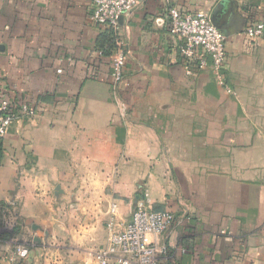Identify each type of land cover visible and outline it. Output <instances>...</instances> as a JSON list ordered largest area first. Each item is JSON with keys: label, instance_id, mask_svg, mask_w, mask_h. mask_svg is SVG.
Segmentation results:
<instances>
[{"label": "crops", "instance_id": "0c3cea01", "mask_svg": "<svg viewBox=\"0 0 264 264\" xmlns=\"http://www.w3.org/2000/svg\"><path fill=\"white\" fill-rule=\"evenodd\" d=\"M172 7L221 9L230 91L188 74ZM92 11L0 0V94L31 110L0 143V264H98L139 200L176 217L160 264H264V37L245 36L264 0H141L120 23L119 87Z\"/></svg>", "mask_w": 264, "mask_h": 264}, {"label": "built area", "instance_id": "2783aa9c", "mask_svg": "<svg viewBox=\"0 0 264 264\" xmlns=\"http://www.w3.org/2000/svg\"><path fill=\"white\" fill-rule=\"evenodd\" d=\"M141 0H93L90 20L101 31L112 29L117 39V49L112 57L111 77L115 87L125 80L126 51L119 37L122 19ZM170 33L180 41L179 53L188 74L191 68L212 70L218 85L230 91L225 74L227 63V35L212 21L211 15L203 11L185 12L172 7L169 12ZM245 36L250 41L264 37V22L248 25ZM124 107V103L122 104ZM31 114L29 106L18 104L7 93L0 94V143L14 121ZM176 217L169 211H159L152 205L139 200L136 202L131 221L119 232H112L109 245L96 254L98 264H160V247L156 239L171 231ZM150 237L154 240L150 241ZM17 257L24 259L29 249L18 245Z\"/></svg>", "mask_w": 264, "mask_h": 264}, {"label": "trees", "instance_id": "16d2710c", "mask_svg": "<svg viewBox=\"0 0 264 264\" xmlns=\"http://www.w3.org/2000/svg\"><path fill=\"white\" fill-rule=\"evenodd\" d=\"M117 35L112 29H105L101 32L100 37L98 38V49L102 54L107 56H113L117 49ZM6 205L3 202H0V227L2 226L3 215L2 212L5 209Z\"/></svg>", "mask_w": 264, "mask_h": 264}, {"label": "water", "instance_id": "95a60500", "mask_svg": "<svg viewBox=\"0 0 264 264\" xmlns=\"http://www.w3.org/2000/svg\"><path fill=\"white\" fill-rule=\"evenodd\" d=\"M221 9H218L217 11H215V13L211 16L212 17V21L214 22V24L218 27L221 28L220 25L218 24L217 18H218V14L220 13ZM3 157V151L0 148V162L2 160Z\"/></svg>", "mask_w": 264, "mask_h": 264}, {"label": "rangeland", "instance_id": "374dc122", "mask_svg": "<svg viewBox=\"0 0 264 264\" xmlns=\"http://www.w3.org/2000/svg\"><path fill=\"white\" fill-rule=\"evenodd\" d=\"M3 230L2 229H0V239H2V237H3Z\"/></svg>", "mask_w": 264, "mask_h": 264}]
</instances>
